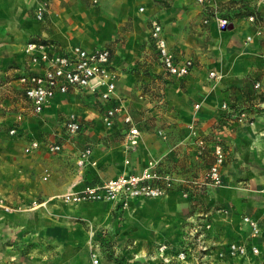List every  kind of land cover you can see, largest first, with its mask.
<instances>
[{"label": "crops", "instance_id": "crops-1", "mask_svg": "<svg viewBox=\"0 0 264 264\" xmlns=\"http://www.w3.org/2000/svg\"><path fill=\"white\" fill-rule=\"evenodd\" d=\"M90 1L50 0L44 18L39 20L34 13L39 0H0V119L2 106L14 105L13 99L18 97L32 114L63 109L62 123L58 128L64 129L60 134L63 139L57 142L62 145V149L56 153L65 152L69 157L68 160L55 163L42 162L38 158L23 164L24 172L34 170L36 178L48 182L54 190L44 197L43 202L38 203V207L43 208L38 209L37 213H42L43 219L37 232L39 236L46 237L48 234L58 252L50 263L38 256L26 264H93L90 247L95 240L102 243L95 252L99 257L98 264H264V26H261V35L255 34L256 29L252 27L254 21H248V13L244 22L239 23V19H235L232 27L219 31L212 13L201 19L208 26L209 33L208 48L202 49L191 37L172 34L163 22L167 18L165 10L158 12L152 9L150 0H115L114 4H111L113 0H105V6L111 4L107 11L96 10ZM229 1L209 0L205 4L215 9L220 6L219 3L222 6ZM237 2L249 11L254 7L264 19V0ZM141 5L145 7L144 11L138 10ZM135 11L145 16H136ZM139 18L146 20V27L140 26ZM151 18H157L161 23L170 49L176 55L191 57L194 61L187 76H170L186 80V91L177 84L161 83L157 79L151 81L149 93L139 88L142 83L144 87L151 76L155 77V73L164 70L161 64L152 67L137 66L135 63L147 53L143 51L142 42L148 41L152 46ZM128 20L132 21L133 30L129 31L123 43L115 45L119 27ZM247 35L253 37L251 41L245 40ZM29 40L52 42L58 49L65 51L74 45L87 49L109 48L111 68L117 74L116 98L121 106L112 126L107 127L103 121L106 104L75 88H70L66 93H56L42 111L37 113L32 110L19 80L21 75L38 71V67L30 61L29 54L24 51V45ZM145 47L148 49V45ZM145 69L150 77L143 73ZM212 69L223 73L221 83L214 88L206 81L207 72ZM252 73L258 75L255 81L260 82L257 93L261 94V97L257 95L254 99L253 94L245 95L244 92H247L241 88L245 77ZM69 98L73 99L74 104L92 106L86 112L94 113L92 119L95 127L84 131L83 119L89 117L81 116L82 113L66 106ZM223 100L238 105L243 102L247 103L245 105L251 104L252 122L238 124L236 120L219 119V107ZM195 103H199L198 109L194 108ZM63 106L67 109L61 108ZM125 112L131 113L140 127V140L135 150H127L124 143L127 127L122 117ZM75 113L82 128L76 134H69L65 120ZM147 119L165 122L167 125L163 126L167 138H160L155 129H143L141 122ZM193 121L204 131H220L215 136L224 140L229 151L221 170L224 184L198 193V201L185 194L178 184L161 197H131L126 206L102 200L65 203L55 198L74 181L80 184L99 183L123 172L137 173L150 159H160L163 167L180 175L179 170L183 172L198 161L187 137V127ZM158 126L160 124L155 128ZM174 126L183 129L181 139L172 140ZM18 131L16 129V135L20 133ZM40 136L29 139L40 141V147L31 152L37 157L41 156L40 152L48 150L42 142L46 134ZM28 141L23 143L22 153ZM80 141H87L85 147L92 150L89 161L82 167L76 163L79 152L85 148H80ZM46 169L49 175L44 179ZM8 189V186L0 184L1 192L7 193ZM1 192L14 209L20 208V201L14 202ZM47 203H50L48 208ZM14 209L8 212L0 209V212L9 213ZM202 214H206L211 223L204 243L213 246L220 241L252 243L258 246L259 253L248 258L223 259L215 257L216 250L210 249L206 255L202 253L199 239L194 235L195 226L204 220ZM243 216H250L257 221L259 234L255 238H250V229L243 221ZM25 237L28 239L29 235ZM160 244L167 245L168 263L162 260L158 249ZM3 247L5 256L0 255V264H13L14 250L8 242L4 246L0 244V249ZM181 249L188 250L183 261L175 258Z\"/></svg>", "mask_w": 264, "mask_h": 264}, {"label": "built area", "instance_id": "built-area-1", "mask_svg": "<svg viewBox=\"0 0 264 264\" xmlns=\"http://www.w3.org/2000/svg\"><path fill=\"white\" fill-rule=\"evenodd\" d=\"M50 0H39L35 8V17L39 20L44 18ZM204 3L206 0H198ZM139 11H144V6H139ZM219 29L229 28L233 19L214 10L211 15ZM248 21H255L254 14L247 15ZM206 21V19L204 20ZM261 29L257 28L255 34L261 35ZM150 38L156 57L169 76L183 78L190 73L194 66L191 57H180L170 49L167 39L163 34V28L157 18L150 19ZM251 35L246 36V41L252 40ZM24 51L29 54L30 61L38 67V71H33L21 75L19 80L23 86V92L26 99L30 102L34 112H40L56 93H66L70 88H75L93 95L95 98L104 102L103 121L107 127L112 126L113 119L121 110L120 102L116 98L117 74L111 68V52L107 47H95L92 49L84 48L80 45H74L69 51L58 49L52 42L42 40H29L24 45ZM208 80H220L221 74L216 70H209ZM260 82L256 81L254 87L258 88ZM161 102V101H160ZM199 103L194 104L198 109ZM220 108L227 115L229 120L241 118L247 123L252 122L251 113L241 111L234 107V104L224 101ZM123 122L126 124L125 146L127 150H135L140 140V127L137 121L129 112L123 114ZM194 121L188 127L191 128V134L194 137L193 152L197 157H201L206 151H210L214 160L208 170L199 178L193 179L194 183L210 186H220L223 183L222 165L225 161V152L223 144L217 139H209L206 134H199L193 128ZM65 128L69 134H76L82 128V124L71 114L65 120ZM157 135L167 138V131L164 127L158 126L155 129ZM16 129L13 127L9 133L13 134ZM40 147V141L31 139L24 147V152H31ZM49 152L56 153L62 149V145L56 142L47 144ZM91 148L85 147L78 154L76 163L78 166H84L91 154ZM128 163V160H125ZM49 171L46 169L43 178L46 179ZM183 179L179 178L176 172L163 167L160 159H150L146 162L140 172H123L119 175L103 180L99 183L72 182L61 194L55 196L65 203H77L81 201H115L122 206L127 205V200L131 197L157 198L164 196L173 187L182 185ZM188 194V191H184ZM0 209L11 211L14 206L0 194ZM243 221L249 226L250 238H255L259 233V226L255 219L250 216H243ZM210 228V223L203 220L201 225L195 226V232L199 239V249L201 252L208 250L204 243L206 230ZM203 237V240L201 239ZM158 249L162 260L165 263L170 262L166 255V244H160ZM188 250L181 249L177 252L175 258L183 261L187 257ZM220 258H241L251 257L259 253L258 246L252 243L239 241H229L216 252ZM205 254V253H204ZM92 263L98 264L99 257L97 253H92Z\"/></svg>", "mask_w": 264, "mask_h": 264}, {"label": "rangeland", "instance_id": "rangeland-1", "mask_svg": "<svg viewBox=\"0 0 264 264\" xmlns=\"http://www.w3.org/2000/svg\"><path fill=\"white\" fill-rule=\"evenodd\" d=\"M152 5L150 6L152 9L160 12L162 10H165V17L167 15V18L163 20L164 24H166L167 29L171 30V33L174 35H184L186 37H191L193 39L194 43L198 44L200 48L207 49L209 45V33L207 31V25L203 24L201 19L204 16L211 15L214 10L222 11V14L229 16L231 19H239L238 22L242 21L244 22L246 19V16L248 14L247 9L240 6L239 2L236 1H229L228 4H224L221 6L222 3H219L220 6H217L215 9L213 7L211 8L209 5H206L205 3H208L209 0L205 1L204 3L200 4L198 0H150ZM92 5H94L96 10L99 11H107L111 4L115 3V0H113L109 7L105 6L104 2L105 0H91L90 1ZM168 4V8L166 6ZM138 5V4H137ZM250 10H254L253 7ZM136 16H142L144 14H139L135 11ZM145 16V15H144ZM257 19H255L253 23V28H261V26H264V19L261 18V16L258 14ZM136 19V18H135ZM243 19V20H242ZM169 20V21H167ZM137 21V20H136ZM239 22V23H240ZM138 23L140 26L146 27V20L139 18ZM257 25L254 27V24ZM170 24V25H169ZM177 24H180L178 27ZM259 24V25H258ZM242 25V24H241ZM258 26V27H257ZM137 29H140V27ZM219 31H222L217 27ZM232 29V28H230ZM133 30V24L131 20H128L124 25H121L119 27V31L117 33V37L115 38L114 42L115 45H120L124 42L127 35L130 33L129 31ZM262 30V28H261ZM247 34V33H246ZM244 34V35H246ZM246 40V39H245ZM115 45H112L113 48H115ZM144 46L143 51H147V53L143 54V57L140 59H137L135 63H137V66H156L159 65V61L156 57V54L152 48L148 44V41H143L142 44ZM148 45V49L145 47ZM195 49V48H194ZM192 53V52H191ZM198 63V61H197ZM136 67H132L131 69H135ZM213 70V69H212ZM209 72V71H208ZM207 72V73H208ZM143 73L146 75L150 74L149 72H146V69L143 70ZM221 74V79L223 78V73L219 72ZM157 79L161 83H171V84H177L179 85V88L181 90L186 91L185 88V81L184 79H173L171 78L165 70L159 73H155V77L150 78V81H146L148 83H143L140 85L139 88L142 92L149 93L150 88L149 85L152 80ZM221 79L218 80H206L208 85L211 86V88H214L215 86L219 85L221 83ZM255 80H258V75L255 73H252L251 75L248 74L243 84L241 85V88H244V90L247 92L245 95H252V99H254L255 96H260V93H257L258 88L254 87ZM156 87V86H153ZM160 87V86H157ZM243 98V97H242ZM251 98V97H249ZM249 100V99H248ZM14 105H3L1 108V119H0V184L3 186H8V192L5 193L7 196H9L14 202L20 201L22 204L20 208L14 209L13 212L5 213L0 212V244L4 246L6 242H8L12 249L14 250V257H13V264H26L27 261L33 262V259L38 258V256L45 258L48 263L52 262L51 259H53L55 256L58 255V252L56 250L55 242L51 241V237L48 236V234L45 236L41 235L39 236V233L37 232L38 226H40L42 221V213H37V210L42 207H38V203H41L44 201V197L48 194L53 193V189L49 187L48 182H42L40 179L36 178L37 175L34 170H26V172L23 171L22 167L23 164L25 165V162L28 161H34L39 158L40 161L44 162H60L68 160L69 158L65 152L64 153H52L47 150V152H40L41 156H34L35 154H31V152H24L22 153L21 147L25 141H28L30 138H41V134H46V137L42 139V142L45 144L47 148V144L52 142H58L63 139L60 134L63 133V128L58 129L59 125L62 123V115L64 114L63 109L59 110H53L50 112L42 113V114H32L30 113L26 106L24 101L20 100L19 97L17 99H13ZM226 100H223L224 102ZM244 101V100H243ZM221 102V103H222ZM75 102L73 99H67L66 106H69L70 109L77 110L78 112L82 113L81 116H88V119H83L84 123V131L88 132L89 128L95 127V121H93L92 117L94 113H87V109H92L90 106L84 105V104H74ZM234 104V107L236 109H239L241 111H246L249 113L251 112V104H247L246 102H243L244 104L238 105L236 102H230ZM250 103V102H249ZM66 106H63L61 108H64ZM220 108V107H219ZM67 109V107L65 108ZM221 113L219 114V119L229 120L225 112L222 111L220 108ZM76 111V112H77ZM79 113V114H80ZM86 113V114H85ZM75 116L76 113H75ZM154 119V118H153ZM238 124L242 121L241 118H237L236 120ZM247 123V122H246ZM251 123V122H249ZM160 124V126L164 127L163 125L165 122H154L152 119H147L145 121L141 122V126L143 129L146 130H152L156 129V125ZM171 125V124H170ZM168 125L167 127H169ZM18 129L20 133L16 135L9 133V130L11 128ZM193 128L196 130L199 134H206L207 138L209 139H217L219 140L224 147L225 152V161L228 156V149L226 146V143H224V140L222 138H219L218 136H215L220 131H204L201 129V127L194 122ZM188 129V138L190 141L191 146L193 147V141L194 137L191 134V128L187 127ZM231 131V128H229ZM41 132L39 135L38 133ZM184 131L181 127L174 126L171 131V137L172 140L181 139L183 136ZM30 141V140H29ZM28 141V142H29ZM80 148H83L87 145V141H80ZM196 156V155H195ZM198 161L193 162L187 170H184L181 172L179 170V178L183 179L184 183H181V187L184 191H188L189 196L193 198L194 200L198 201L197 197L198 193L202 192L203 190L207 188H215L218 186H210V185H202L198 183H194L192 180L199 178L201 180L204 173L207 172L208 167L210 164L213 163L214 156L210 151H206L201 155V157H197ZM200 159V160H199ZM224 161V162H225ZM68 162V161H67ZM224 164V163H223ZM222 170V168H221ZM224 184V179L223 183ZM220 185V186H221ZM200 205L202 202L199 199ZM47 203V208H48ZM196 204V203H195ZM44 206V207H46ZM7 214L8 217L6 216ZM6 217V218H4ZM205 221L208 220V216L206 214H202L201 216ZM202 224V220L200 221L199 225ZM259 226V225H258ZM211 228V223H210ZM206 230L204 238L208 236L209 230ZM259 234V233H258ZM26 235H29L28 239L25 237ZM194 235H197V233L194 231ZM198 239V237H196ZM203 240V237L201 238ZM105 244V242H103ZM227 243L220 241L219 244L213 246L208 245V250L205 251V255L207 252L211 250H216V252L222 247V245H225ZM102 244V243H101ZM100 241L95 240L93 242L90 255L92 256V253L96 252L97 247H99ZM198 244L200 245V242L198 241ZM200 248V247H199ZM201 251V250H200ZM0 255L5 256L4 253V247L0 249ZM220 256L216 253L215 257Z\"/></svg>", "mask_w": 264, "mask_h": 264}, {"label": "trees", "instance_id": "trees-1", "mask_svg": "<svg viewBox=\"0 0 264 264\" xmlns=\"http://www.w3.org/2000/svg\"><path fill=\"white\" fill-rule=\"evenodd\" d=\"M244 5V4H243ZM249 14H254L256 16V18H258V13L254 10H251V11H247Z\"/></svg>", "mask_w": 264, "mask_h": 264}, {"label": "water", "instance_id": "water-1", "mask_svg": "<svg viewBox=\"0 0 264 264\" xmlns=\"http://www.w3.org/2000/svg\"><path fill=\"white\" fill-rule=\"evenodd\" d=\"M229 27H232V24H229Z\"/></svg>", "mask_w": 264, "mask_h": 264}, {"label": "bare ground", "instance_id": "bare-ground-1", "mask_svg": "<svg viewBox=\"0 0 264 264\" xmlns=\"http://www.w3.org/2000/svg\"><path fill=\"white\" fill-rule=\"evenodd\" d=\"M134 210V209H133ZM133 212V211H132Z\"/></svg>", "mask_w": 264, "mask_h": 264}]
</instances>
